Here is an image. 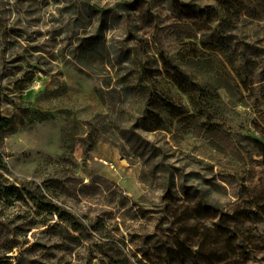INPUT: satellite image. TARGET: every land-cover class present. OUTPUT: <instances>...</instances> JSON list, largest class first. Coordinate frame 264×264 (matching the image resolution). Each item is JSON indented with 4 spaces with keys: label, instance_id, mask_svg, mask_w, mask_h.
<instances>
[{
    "label": "rangeland",
    "instance_id": "1",
    "mask_svg": "<svg viewBox=\"0 0 264 264\" xmlns=\"http://www.w3.org/2000/svg\"><path fill=\"white\" fill-rule=\"evenodd\" d=\"M0 113L81 222L6 203L0 264H264V0H0Z\"/></svg>",
    "mask_w": 264,
    "mask_h": 264
},
{
    "label": "trees",
    "instance_id": "2",
    "mask_svg": "<svg viewBox=\"0 0 264 264\" xmlns=\"http://www.w3.org/2000/svg\"><path fill=\"white\" fill-rule=\"evenodd\" d=\"M27 72L20 78L19 80H15L13 82V89L16 91H22L27 88L26 84L30 83L34 77V73H31L27 76ZM8 125L7 118L3 117L0 113V131L3 130ZM89 146L92 147L95 143L96 138L88 137ZM1 137H0V224L2 223L1 219L3 218V208L6 203L18 201V199H23L24 201L28 199L32 201L37 209L41 211H45L46 213H56L60 220L73 222L75 224H81L80 221L76 218V216L69 211H66L61 206L47 198L40 187L35 185V189L32 190L28 186L34 184L32 181H28L27 184L22 183L21 187L15 185L13 183H8L6 178L3 176V173L6 172V163L3 159V153L1 150ZM250 209H244L246 212H251L254 215H258V211H249ZM223 216V215H221ZM196 251V250H195ZM2 255L0 256V258Z\"/></svg>",
    "mask_w": 264,
    "mask_h": 264
}]
</instances>
